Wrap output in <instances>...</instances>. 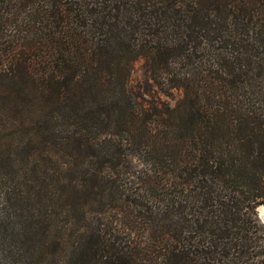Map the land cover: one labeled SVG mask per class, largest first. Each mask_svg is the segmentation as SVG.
Returning <instances> with one entry per match:
<instances>
[{
  "label": "trees",
  "instance_id": "obj_1",
  "mask_svg": "<svg viewBox=\"0 0 264 264\" xmlns=\"http://www.w3.org/2000/svg\"><path fill=\"white\" fill-rule=\"evenodd\" d=\"M259 206L264 0H0V264H264Z\"/></svg>",
  "mask_w": 264,
  "mask_h": 264
},
{
  "label": "rangeland",
  "instance_id": "obj_2",
  "mask_svg": "<svg viewBox=\"0 0 264 264\" xmlns=\"http://www.w3.org/2000/svg\"><path fill=\"white\" fill-rule=\"evenodd\" d=\"M127 85L137 97L138 101L143 105H148L149 102L158 98L161 101L167 102L169 105L174 106L181 98V93L179 91L172 92L169 97H166L160 93L151 80L148 69L142 58H138L132 63ZM134 166H136L134 169L136 172L143 168L139 166L138 163H134Z\"/></svg>",
  "mask_w": 264,
  "mask_h": 264
},
{
  "label": "water",
  "instance_id": "obj_3",
  "mask_svg": "<svg viewBox=\"0 0 264 264\" xmlns=\"http://www.w3.org/2000/svg\"><path fill=\"white\" fill-rule=\"evenodd\" d=\"M259 219L264 226V206H259L256 209Z\"/></svg>",
  "mask_w": 264,
  "mask_h": 264
}]
</instances>
